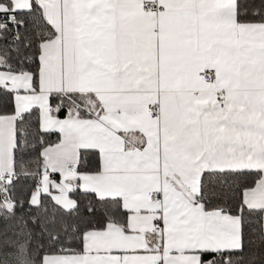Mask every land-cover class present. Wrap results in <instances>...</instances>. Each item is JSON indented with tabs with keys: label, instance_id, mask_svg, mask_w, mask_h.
Here are the masks:
<instances>
[{
	"label": "snow or ice",
	"instance_id": "obj_1",
	"mask_svg": "<svg viewBox=\"0 0 264 264\" xmlns=\"http://www.w3.org/2000/svg\"><path fill=\"white\" fill-rule=\"evenodd\" d=\"M0 264H264V0H0Z\"/></svg>",
	"mask_w": 264,
	"mask_h": 264
}]
</instances>
